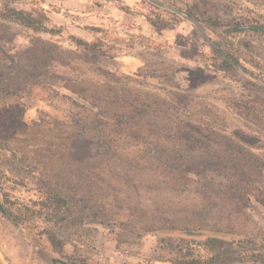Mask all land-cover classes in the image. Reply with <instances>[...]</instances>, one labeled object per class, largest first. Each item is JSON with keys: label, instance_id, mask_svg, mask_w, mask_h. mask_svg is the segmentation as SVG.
Wrapping results in <instances>:
<instances>
[{"label": "trees", "instance_id": "trees-1", "mask_svg": "<svg viewBox=\"0 0 264 264\" xmlns=\"http://www.w3.org/2000/svg\"><path fill=\"white\" fill-rule=\"evenodd\" d=\"M13 1L0 0V19L33 32L55 33L42 24L43 19L9 8ZM148 4L155 13L170 15L172 23L186 20L214 36L204 35L210 51L206 68L241 83L247 94L230 95L228 108L264 130L259 98L264 95V22L225 19L214 0ZM146 17L156 29L166 25ZM72 42L85 59L114 58L101 39L73 37ZM51 50L47 45L31 47L16 57L35 69L46 55L58 58ZM205 77L196 68L189 80L197 86ZM5 82V89L12 91L4 90V97L17 96L29 84L41 85L28 69L18 70ZM64 89L86 118L59 119L39 112L24 122L22 103L0 101V183L7 182L1 167L25 164L31 181L12 180V185L33 187L38 194L32 208L8 209L11 216L43 217L58 225L72 215H95L96 199L110 198L121 205L140 234L178 237L181 251L165 263L251 264L239 244L252 221L248 207L256 204L264 209V160L213 128L202 133L146 95L119 93L114 86L89 80ZM152 118L167 126L153 124ZM45 236L52 252L72 259L63 240L52 232ZM253 238L264 250V230Z\"/></svg>", "mask_w": 264, "mask_h": 264}, {"label": "rangeland", "instance_id": "rangeland-1", "mask_svg": "<svg viewBox=\"0 0 264 264\" xmlns=\"http://www.w3.org/2000/svg\"><path fill=\"white\" fill-rule=\"evenodd\" d=\"M150 1H13L9 8L43 19L42 24L55 33L33 32L0 19V101L22 103L24 122L35 119L39 112L59 119L86 118V113L66 97L73 96L64 88L83 80L103 82L119 93L146 95L184 122L202 131L213 128L264 160V130L238 118L227 105L230 95L241 97L247 92L241 83L206 68L210 56L206 38L214 36L209 31L203 34L186 20L172 23L170 15L155 13ZM214 1L225 19L257 18L264 22V0ZM2 9L0 2V14ZM146 16L166 25L156 29ZM73 37L101 39L114 58L85 59L73 44ZM44 45L58 58L46 55L34 69L16 57L26 49ZM196 68L203 70L206 79L194 86L189 75ZM21 69L33 70L41 85L29 84L17 96L4 97V90L12 91V87L5 89V78L16 76ZM259 98L264 117V95ZM151 120L160 127L167 126L166 122ZM1 169L7 182L0 183V264H168L163 260L181 251L175 234H140L126 211L110 198L96 199L95 215H72L58 225L49 224L43 217L18 220L8 209L32 208L38 194L33 187L12 185V180L31 181L25 164ZM248 213L252 221L239 248L248 254L247 262L258 264L264 260V250L253 237L264 230V209L251 204ZM45 232L65 242L71 260L52 252Z\"/></svg>", "mask_w": 264, "mask_h": 264}, {"label": "water", "instance_id": "water-1", "mask_svg": "<svg viewBox=\"0 0 264 264\" xmlns=\"http://www.w3.org/2000/svg\"><path fill=\"white\" fill-rule=\"evenodd\" d=\"M0 212H3V209L0 207Z\"/></svg>", "mask_w": 264, "mask_h": 264}, {"label": "flooded vegetation", "instance_id": "flooded-vegetation-1", "mask_svg": "<svg viewBox=\"0 0 264 264\" xmlns=\"http://www.w3.org/2000/svg\"><path fill=\"white\" fill-rule=\"evenodd\" d=\"M1 207V206H0ZM2 208V207H1ZM3 209V208H2ZM1 213V212H0ZM2 214V213H1Z\"/></svg>", "mask_w": 264, "mask_h": 264}]
</instances>
